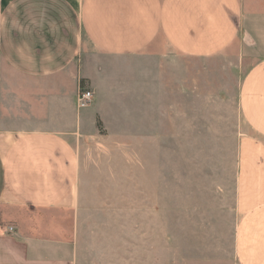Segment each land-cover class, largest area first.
I'll return each instance as SVG.
<instances>
[{
  "label": "crops",
  "instance_id": "crops-1",
  "mask_svg": "<svg viewBox=\"0 0 264 264\" xmlns=\"http://www.w3.org/2000/svg\"><path fill=\"white\" fill-rule=\"evenodd\" d=\"M159 40L198 59L237 46L255 62L238 97L234 248L236 264H264V0H0V264H77L65 225L83 189L76 141L104 108L94 100L84 120L77 108L92 81L83 57Z\"/></svg>",
  "mask_w": 264,
  "mask_h": 264
},
{
  "label": "rangeland",
  "instance_id": "rangeland-1",
  "mask_svg": "<svg viewBox=\"0 0 264 264\" xmlns=\"http://www.w3.org/2000/svg\"><path fill=\"white\" fill-rule=\"evenodd\" d=\"M254 63L240 60L237 46L205 59L161 40L121 58L88 48L86 85L104 108L76 141L83 189L65 225L73 223L77 264H236L247 130L238 97Z\"/></svg>",
  "mask_w": 264,
  "mask_h": 264
},
{
  "label": "built area",
  "instance_id": "built-area-1",
  "mask_svg": "<svg viewBox=\"0 0 264 264\" xmlns=\"http://www.w3.org/2000/svg\"><path fill=\"white\" fill-rule=\"evenodd\" d=\"M95 100V93L91 90L80 89L77 95V108L78 110H84L91 107ZM7 232L9 234L15 233V228L9 227L7 228Z\"/></svg>",
  "mask_w": 264,
  "mask_h": 264
}]
</instances>
